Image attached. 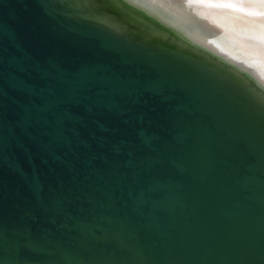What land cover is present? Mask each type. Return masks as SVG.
Listing matches in <instances>:
<instances>
[{
    "label": "water",
    "instance_id": "water-1",
    "mask_svg": "<svg viewBox=\"0 0 264 264\" xmlns=\"http://www.w3.org/2000/svg\"><path fill=\"white\" fill-rule=\"evenodd\" d=\"M156 5L0 0V264H264V82Z\"/></svg>",
    "mask_w": 264,
    "mask_h": 264
},
{
    "label": "bare ground",
    "instance_id": "bare-ground-1",
    "mask_svg": "<svg viewBox=\"0 0 264 264\" xmlns=\"http://www.w3.org/2000/svg\"><path fill=\"white\" fill-rule=\"evenodd\" d=\"M156 3L196 21L197 30L209 33L200 36L196 31L181 38L242 61L264 82V0H145L148 6Z\"/></svg>",
    "mask_w": 264,
    "mask_h": 264
}]
</instances>
